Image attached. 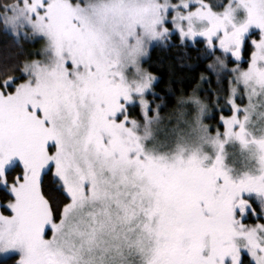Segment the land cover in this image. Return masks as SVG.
Returning <instances> with one entry per match:
<instances>
[{"label":"snow or ice","instance_id":"6c2138e0","mask_svg":"<svg viewBox=\"0 0 264 264\" xmlns=\"http://www.w3.org/2000/svg\"><path fill=\"white\" fill-rule=\"evenodd\" d=\"M196 3L169 18L182 41L226 52L232 41L239 60L255 26L261 38L249 68L264 60V0L245 4L248 21L231 35L230 7L217 14ZM166 10L161 0H0V33L18 47L40 45L19 61L0 58L3 264L11 252L15 264H244V251L264 264V224L245 223L257 215L245 195L264 196V172L233 182L219 157L204 168L195 157L147 156L125 113L133 96L148 107L150 80L130 88L117 65L142 54L141 35L169 34ZM219 119L226 136L240 123L235 105Z\"/></svg>","mask_w":264,"mask_h":264},{"label":"rangeland","instance_id":"374dc122","mask_svg":"<svg viewBox=\"0 0 264 264\" xmlns=\"http://www.w3.org/2000/svg\"><path fill=\"white\" fill-rule=\"evenodd\" d=\"M92 3H98L100 0H91ZM139 3H145L147 0H137ZM161 2H165L167 5L166 16L164 20V26L171 29L169 34L163 38V40H149L147 36H142L141 39L143 42V52L135 58L134 62L129 61L125 58V55H122L119 63L117 65V71L120 73V76L123 78L124 83L130 87L135 88L138 84H143L146 80H150L149 86L145 88L144 93L142 94V98L147 102L148 107L142 108L139 100L140 96H133L132 100L125 106V113L130 117V123L135 122L136 127L134 129L135 135L139 137V142L142 147V151L145 155L153 157V158H163L167 162H174L177 158L183 159L185 161L189 160L192 157L200 160L202 162V167L209 168L213 166L219 157L221 159V154L223 156L224 163L222 165V170L229 176V178L233 182H238L245 177H258L264 172L261 170V165L256 161L249 163L247 166H244L243 158L240 156L237 147L231 143H227L226 138L232 134H235L240 129V124L245 116V105L248 103V96L245 94V89L248 84L252 83L253 78L264 79V60L257 59L255 62L254 69H250V65L252 63L253 54L257 51L255 48L253 41L259 42L261 38L260 30L255 26H250L248 30L242 36V44L248 33H254L256 37L251 41L252 50L250 54L249 61L245 69H242L241 56L240 59L237 60L231 55V50L235 49L236 45L234 42L230 41V50L224 51L218 45L208 46L207 43L201 39L196 38L193 40H181L178 35L177 30L174 28V22L169 18L173 17L176 14H185L186 10L183 9L182 3H188L189 9L197 7L196 0H161ZM256 2V0H200V5L205 6L210 5L211 9L217 14H222L225 7H230L232 10L231 23L225 22V27L228 29V34L231 35L234 30L232 25L234 24L236 27H240L247 23L248 21V12L246 10L245 4H251ZM197 30H203L207 27L206 24H198ZM142 34V30L138 29V35ZM177 36L180 40V43H188L189 45L194 44L195 41H203L206 47V50L213 56V60L215 61V67L221 71H226L229 76V86H228V96L225 101L222 103L221 108L225 107L226 112H230L223 116H231L233 112V105L236 107V118L240 123L234 124L232 127V134L225 135L222 121L218 117V124L216 126L208 125L205 122V118L202 120V124L205 127H200L193 123L191 132L192 137L185 145L186 148L193 152L195 150H199L203 153L202 156H196L195 154H181L175 155L171 153L172 144L171 142L163 140L159 135L160 122L159 120L151 119L154 113L160 112L162 108H164V104L161 101H157L158 97L153 90V87L158 82V78L152 74H150L147 69L144 67V62L147 60L150 50L153 46L156 45H165L167 43L172 42V37ZM29 47L28 53H32L37 48L40 47L38 43L25 41ZM215 43V41L213 42ZM242 46V45H241ZM242 51V48H241ZM28 55V56H29ZM225 61V62H224ZM232 62L234 64H232ZM215 69V71H217ZM199 90L200 87H199ZM248 91H252L248 89ZM255 94V93H253ZM242 96V97H241ZM198 94L194 97L193 100H190L188 104L181 105V107L190 108L193 112L196 111L195 102L199 101L203 104L199 98ZM259 100V96L256 97ZM230 101V102H229ZM137 106L139 109V113L141 115L140 120H135V115L132 113V108ZM229 108V109H227ZM232 111V112H231ZM208 116H211L208 113ZM142 118V119H141ZM220 126V129H219ZM246 130V126H245ZM209 136L215 137V140L212 143L218 145V150L213 151L212 148L208 147L207 143H205ZM144 141H148L147 144ZM245 199L248 201L251 209V202L258 203L262 211L263 222H257L264 224V196L256 194V193H248L245 195ZM256 212V211H255ZM255 219L256 215H252ZM247 216L245 217L246 220ZM255 223V224H257ZM254 224V225H255ZM247 225V224H246ZM254 225H247L249 227H253ZM249 258V253L244 251L241 253ZM16 256L17 259L19 257V253L11 252L8 257ZM249 261L251 262L250 258ZM252 263V262H251Z\"/></svg>","mask_w":264,"mask_h":264},{"label":"trees","instance_id":"16d2710c","mask_svg":"<svg viewBox=\"0 0 264 264\" xmlns=\"http://www.w3.org/2000/svg\"><path fill=\"white\" fill-rule=\"evenodd\" d=\"M243 45H245L243 47ZM241 67L244 69L249 61L251 54V47L247 43L241 46ZM28 45L25 41L18 47L11 36L6 33H0V58L7 55L11 59L9 63L24 59L29 55ZM213 56L206 50L203 41H195L194 44L180 43L177 36L172 37V42L165 45L153 46L150 50L147 60L144 62V67L147 71L158 78V82L153 87L154 92L158 96L157 101L163 102L164 106H171L177 103V97L183 91V96H189V90L194 86H199L198 98L210 108L205 122L208 125L216 126L218 124V117L226 115V108L222 107L228 95L229 74L215 67ZM232 64H234L232 62ZM212 68L217 71L213 72ZM207 97V100L204 98ZM229 109V108H227ZM165 109L162 108L160 112ZM232 112V111H231ZM132 113L135 115V120H140V113L137 106L132 108ZM142 119V118H141ZM219 125V124H218ZM220 129V126H219ZM252 207L257 215L254 219L252 214L247 215L245 223L247 225H254L257 222H263L262 211L258 203L251 202ZM244 264H252L249 258L243 255ZM16 256L6 258L5 264H15ZM0 264L3 261L0 260Z\"/></svg>","mask_w":264,"mask_h":264},{"label":"clouds","instance_id":"9594fccd","mask_svg":"<svg viewBox=\"0 0 264 264\" xmlns=\"http://www.w3.org/2000/svg\"><path fill=\"white\" fill-rule=\"evenodd\" d=\"M248 89L252 91H248ZM198 93L199 86L190 89L187 98L183 96V91H181L180 96L177 97V103L171 106L165 105L163 112L154 113L151 117V119L159 120V135L163 140L171 142V153L177 156L181 154H195L198 157L203 155L198 149L194 153L190 152L185 145L192 137L193 123L205 127L202 120L208 117L210 108L207 103L201 104L199 101L195 102V112L190 108L181 107V105H186L190 100H193ZM245 94L248 96V103L245 105V116L241 122L244 131L228 136L225 142L237 147L245 162L244 166L256 161L261 165V170H264V165H262V158H264V79L253 78L252 83L247 85ZM257 96H259V100L256 99ZM204 99L207 100V97ZM214 140L215 137L209 136L205 143L215 152L218 150V145L212 143ZM144 143L147 144L148 141H144ZM223 163L221 154V168Z\"/></svg>","mask_w":264,"mask_h":264},{"label":"flooded vegetation","instance_id":"af4514ba","mask_svg":"<svg viewBox=\"0 0 264 264\" xmlns=\"http://www.w3.org/2000/svg\"><path fill=\"white\" fill-rule=\"evenodd\" d=\"M256 37V35H254V33H248L243 44L244 43H248L251 47V50H252V44H251V41ZM245 45H243L244 47ZM248 63V62H247ZM247 66V65H246ZM245 69V68H244ZM213 72H215V70L212 68V75L214 74ZM224 73H227L226 71H223ZM228 74V73H227ZM228 96V95H227ZM242 97V96H241Z\"/></svg>","mask_w":264,"mask_h":264}]
</instances>
